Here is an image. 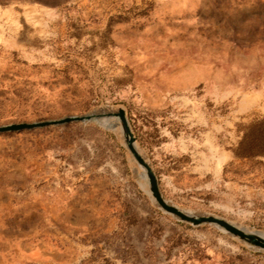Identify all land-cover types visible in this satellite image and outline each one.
Instances as JSON below:
<instances>
[{"label": "rangeland", "instance_id": "1", "mask_svg": "<svg viewBox=\"0 0 264 264\" xmlns=\"http://www.w3.org/2000/svg\"><path fill=\"white\" fill-rule=\"evenodd\" d=\"M107 106L169 203L264 236V0H0V124ZM107 124L0 134V264H264L159 208Z\"/></svg>", "mask_w": 264, "mask_h": 264}, {"label": "water", "instance_id": "2", "mask_svg": "<svg viewBox=\"0 0 264 264\" xmlns=\"http://www.w3.org/2000/svg\"><path fill=\"white\" fill-rule=\"evenodd\" d=\"M118 116L122 123L123 139L126 148L129 150L131 156L140 164H142L148 175V188L149 193L154 199L155 203L163 211L172 214L181 221L191 223L193 225L200 224H213L229 234L239 238L240 240L254 245L258 248L264 249V238L256 233H248L244 230L236 227V224L212 214H189L179 209L174 204L169 203L162 195L159 187L158 178L146 159L140 154L136 148V138L131 130L130 124L126 117V113L123 108H119L118 111H108L103 109H94L90 112L81 115H70L59 119H48L34 122H12L0 124V134L7 132H21L25 130H32L35 128H42L50 125H62L70 122H91L103 117Z\"/></svg>", "mask_w": 264, "mask_h": 264}, {"label": "bare ground", "instance_id": "3", "mask_svg": "<svg viewBox=\"0 0 264 264\" xmlns=\"http://www.w3.org/2000/svg\"><path fill=\"white\" fill-rule=\"evenodd\" d=\"M103 110H108V111H118V107H110V106H107V107H104L102 108ZM103 118H106L108 120V126L109 127H114V128H117L118 130L121 129V132H122V137H123V128H122V123H121V120L118 116H112V117H103ZM103 118H99L97 120H100V119H103ZM109 118V119H108ZM96 120V121H97ZM136 144V148L138 149V151L140 152V154L145 158V156L143 155L139 145L137 143ZM134 159V158H133ZM146 159V158H145ZM134 161L138 164L137 165V175H138V178H139V182H141L142 186L145 187V188H148V175H147V171L145 169V167L138 163L135 159ZM147 161V160H146ZM148 162V161H147ZM148 192H149V188H148ZM150 194V193H149ZM152 197V196H151ZM188 213V212H187ZM190 214V213H189ZM238 227V226H236ZM242 230H244L245 232H248V233H256L258 234L259 236H261L262 238H264V236L259 232L255 231V230H252V229H249V228H243V227H238Z\"/></svg>", "mask_w": 264, "mask_h": 264}, {"label": "trees", "instance_id": "4", "mask_svg": "<svg viewBox=\"0 0 264 264\" xmlns=\"http://www.w3.org/2000/svg\"><path fill=\"white\" fill-rule=\"evenodd\" d=\"M256 153H261V154H264V150H258V151H255L253 153H250V152H247L245 154H241V155H244V156H250V155H254Z\"/></svg>", "mask_w": 264, "mask_h": 264}]
</instances>
